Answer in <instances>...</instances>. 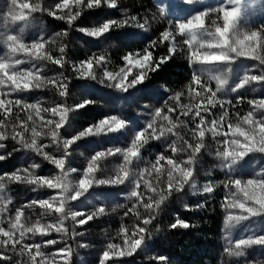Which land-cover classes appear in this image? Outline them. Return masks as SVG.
Returning a JSON list of instances; mask_svg holds the SVG:
<instances>
[{
    "label": "snow or ice",
    "instance_id": "6c2138e0",
    "mask_svg": "<svg viewBox=\"0 0 264 264\" xmlns=\"http://www.w3.org/2000/svg\"><path fill=\"white\" fill-rule=\"evenodd\" d=\"M228 2L235 6L196 11L186 22H178L174 26L170 24L168 30L162 32L160 36L162 41H171L172 46L168 49V56L153 61L152 52L148 49L154 46L157 41L151 40L142 51L124 54L121 59L125 66L121 67L118 72L114 73L105 68L103 77L99 80L100 83L125 93L130 89H137L138 85L148 79L149 72L158 71L162 64L172 58L179 47L175 41V34H179L188 37L182 43L187 45V58L190 64L220 67L223 71L210 77L215 81L214 90L194 73L188 87V95L190 100L196 101V103L181 104L180 99L184 95L182 92L169 97L176 101L174 106H167V101H165L167 112L164 108H156L152 113L151 120L142 130L135 131L126 147L96 151L82 172L75 167L66 168L71 147L85 137L120 132L126 127L125 121L116 116L100 119L98 123L92 124L78 134L65 138L61 136V129L69 124V114L84 109L92 101L83 100L74 106L62 102L51 107H42L40 102L30 103L21 98H5L16 92L42 90L51 86L60 98L65 99L69 95V84L71 83V78L65 76L63 72L49 77L36 67L19 68V65L32 61H49L63 68L64 64L68 62L64 59L66 44H62L58 48L59 57H53L46 49L45 45L48 41L43 37L28 44L18 35H6L3 43L7 48L5 54L7 58L0 59V112L4 115V119L0 120V149L6 148L3 141L11 138L19 145V148L14 147L12 152L26 150L37 157H42L43 161L58 170L52 176H37L28 168L18 169L7 179L10 182L32 185L34 186L33 191L43 188L56 190L55 195L33 200L28 207L38 206L41 210V217L58 216V219L55 222L47 223H42L40 219H37L35 223L28 225L22 222L24 211L17 209L14 219L8 220L9 229L5 230L0 227V248L15 253L17 244H20L19 254L27 255L29 264H61L55 256L49 257L41 250V243H23L28 234L46 237L52 232L61 233L60 241L48 239L43 241V244L55 245L65 242V247L59 249L62 264H72L73 250L66 243L69 238V229L65 225V221L70 219L74 222L71 238L82 236L84 233L77 232L75 226H83L94 218L106 215V209L98 207L85 214L82 211H73L68 208V202L78 201L81 197H85L94 186H119L125 185L127 182L131 185L127 198L134 202L132 208L128 209L124 216L131 213L135 217V222L131 231L123 223L121 224L118 234L124 237L123 247L116 243H108L99 257L98 264H107L114 257L132 256L138 250L148 247L147 241L152 237L149 226L156 220L161 206L175 193L182 192L186 185L195 188L194 164L197 155L202 150L212 154L206 143V134L216 141L217 147L214 155L221 162L220 166L229 171L242 162L244 165L250 166L252 160L250 154L264 155V98L248 100L251 109L243 116L236 113L237 119L232 122L226 108V105H232V101H225L219 97L228 84V73L232 70L231 65L241 57L258 61L256 67L260 68L261 74H244L232 91L235 92L253 84H264V28L241 31L239 28L242 15L241 0H228ZM117 6V0H61L53 6V10L44 8L39 2L29 3L25 0L21 3L19 0H10L5 21L8 17L13 22L27 21L32 13L46 11L48 16L65 21L71 28L73 22L81 16V10L116 8ZM72 8H75L76 11L73 12ZM210 13H215L216 18H210ZM206 21H210V27L206 26ZM147 24L148 22L145 21V23H137L135 26L146 29ZM120 26H122V22L109 19L98 26L80 27L77 30L88 37L100 38L113 28ZM22 31L23 29H21ZM67 35V30L56 33L57 37H67ZM52 43H55V40ZM20 55L27 59L16 58ZM107 62L106 55L92 54L78 63H73L72 70L81 79L97 80L94 66L103 67ZM133 69H137V71L133 72ZM192 85H196L200 91H195ZM5 88H7L6 92ZM240 99V97L237 98L238 101ZM13 105L18 109L28 110L24 120L20 119L18 113L16 114L18 124L11 120ZM201 105L204 107L201 108ZM217 106L222 109L218 118L206 120L205 116L201 114L204 112L212 115L210 108ZM177 108L181 115L185 117L191 115L190 121L173 120L169 114L176 111ZM42 114H50L51 118L46 119ZM196 117H199L198 122ZM225 122H227V131H224ZM189 124H193L194 127H189ZM181 126L186 129L189 138H185V135H180L176 131ZM9 127H11V137L7 131ZM221 136L223 140L217 139ZM43 137H50L51 144L39 143L38 141ZM170 137H175V139H170ZM150 140L163 143L166 146L165 152L157 154L154 162H145L141 157V149ZM52 146H55V151L60 153L59 155L46 150ZM12 152H7L6 155L0 154V161L11 156ZM168 152L171 155H167ZM108 156H119L122 158V162L115 167L113 175H109L105 179H96L95 174L99 170V162ZM140 164H143L144 167H139ZM39 167V163L34 162L31 165L32 169ZM70 173H80L79 179L74 182L69 178ZM141 185H143L144 191L140 190ZM223 187L226 189L225 208L238 210V214L229 212L226 216V227L232 229L242 221L264 218V174L248 179L228 176L223 182ZM4 189V177H0V192ZM213 191L214 184L212 181H208L203 186L202 192L211 194ZM2 198L0 196V199ZM205 206L206 203H201L196 207L203 208ZM4 207L3 204H0V212L4 210ZM189 227L188 222L178 217L175 222L169 225L170 229H187ZM157 231L160 229L157 228ZM16 233H18V238H14ZM9 244H11V249H8ZM253 245L264 247V235L240 239L233 249L227 251L230 256L239 258L243 257L245 250L250 249ZM0 259L7 260L10 257L0 254ZM149 259L155 261V264H168V258L163 255L149 257ZM245 264H250V262H245Z\"/></svg>",
    "mask_w": 264,
    "mask_h": 264
},
{
    "label": "rangeland",
    "instance_id": "374dc122",
    "mask_svg": "<svg viewBox=\"0 0 264 264\" xmlns=\"http://www.w3.org/2000/svg\"><path fill=\"white\" fill-rule=\"evenodd\" d=\"M133 1L138 2L133 9L127 7V4H125L127 0L124 3L117 0L118 6L116 8L103 7L95 10H81V16L73 22V26L70 28L65 21L56 20L48 16L46 11L32 13L27 21L13 22L10 17L5 21L10 0H0V59L7 58L5 56L7 48L3 43L6 35H18L28 44L43 37L48 41L45 47L53 57H59L58 48L62 44H66L67 49L64 59L68 62L64 64L63 68H60V66L52 64L49 61H32L19 65V68L30 69L36 67L45 76L49 77L63 72L65 76L71 78L69 95L65 99L60 98L56 90L51 86L42 90L35 89L26 92H16L5 98H21L30 103L40 102L42 107H51L62 102L69 106H74L83 100L92 101L84 109H79L69 114V124L65 125L64 129H61V136L65 138L78 134L92 124L98 123L100 119L116 116L125 121L126 127L120 132L102 134L96 137H85L77 141L70 149L71 154L67 159L66 168L75 167L82 172L87 166L88 160L96 151L126 147L135 131L142 130L151 120L152 113L156 108H164L165 112H167L165 101H167V106H174L176 104V101L169 99V97L182 92L184 95L180 99L181 104L196 103V101L190 100L188 95V87L192 82L194 73L199 75L202 82L214 90L215 81L211 80L210 77L223 71L220 67L190 64L187 58V45L182 43L188 37L175 34V41L179 47L172 55V58L162 64L165 67L161 66L158 71L149 72L148 79L143 84L138 85L137 89H130L129 92L125 93L115 88L107 87L104 83H100L99 80L103 77L105 68L114 73L118 72L121 67L125 66L121 59L124 54L142 51L151 40L157 41L154 46L148 49L152 52L153 61H158L161 57H165L166 55H160L156 58L157 54L164 51L168 52L172 44L170 40L162 41L160 39L162 32L157 35L160 28L163 27L164 32L168 30L170 24L174 26L178 22H186L196 11L235 6L230 4L228 0H150L151 5L147 0ZM19 2L23 3L25 0H19ZM27 2H39L44 8L54 10L53 6L61 2V0H27ZM240 7L242 8V15L239 21L241 31L264 28V0H241ZM72 11L75 12L76 9L72 8ZM149 18L154 19L152 24L154 29L152 31L148 24L146 29H140L135 26L137 23H145ZM210 18H216V14L210 13ZM109 19L122 22V26L113 28L104 37H88L77 30L80 27L98 26ZM206 26L210 27V21H206ZM21 29H23L22 32ZM65 30L68 31L67 37L56 36V33ZM53 40H55V43H52ZM92 54L106 55L108 62L103 67L94 66L97 80L81 79L73 72L72 64L78 63ZM16 58L27 59L22 55ZM118 58L121 60L119 65L117 64ZM114 59L116 61H113ZM257 64L258 61L241 57L231 65L232 70L228 73V84L224 91L219 94V97L225 101H232V105H226L229 111V119L232 122H235L237 119L236 113L243 116L251 109L248 100L264 98V84H253L243 89H238L235 92L232 91V88L236 87L244 74H261L260 68L256 67ZM163 67L168 69L167 73L175 72L174 75H179V79L176 80L175 84L172 83L174 81L173 78L170 80L156 79L157 74ZM136 71L137 69H133V72ZM169 76H172V73H169ZM149 77H151V80H149ZM192 87L195 91H200L196 85H192ZM4 91L6 92L7 88ZM238 97L241 98L239 101L237 100ZM203 107L204 105H201V108ZM27 111L18 109L13 105L12 122L18 124L16 119L17 113L21 120L26 119ZM221 111L222 109L217 106L216 108H210L212 115L204 112L201 114L205 116L206 120H211L218 118ZM42 115L46 119L51 118L50 114ZM169 115L173 120L179 119L188 122L191 119V115L188 117L181 115L179 108ZM2 119H4V115L0 112V120ZM196 121H199V117H196ZM37 123L39 124V120ZM189 127H194V125L189 124ZM7 131L9 137H11V127ZM176 131L180 135H185V138H189L183 126L179 127ZM224 131H227V122L224 124ZM28 135L30 136V133ZM170 139H175V137H170ZM217 139L223 140V137L221 136ZM38 142L51 144V139L50 137H43ZM3 143L6 145V148L0 149V154L6 155L7 152H12L14 147L19 148V145L11 138L3 141ZM206 143L209 145V150L212 154L202 150L197 155L194 164L195 188L186 185L182 192L175 193L161 206L159 215L153 221V224L149 226L152 237L147 241L148 247L138 250L132 256L114 257L107 264H155V261L149 259V257L160 255L168 258V264H191L188 262L187 255L184 256L186 254L184 253V249L185 245L187 248V245L193 243L195 240V233L192 230L198 222L195 217V213L198 210L196 206L201 203L210 204L212 202L216 203L221 209L222 218L218 233L215 235L213 233V238L210 241L207 253L208 258L206 257L205 264H245V262L264 264V247L262 246L253 245L250 249L245 250L243 257L239 258L228 254L227 250L233 249L240 239L264 235V218H253L249 221H242L232 229L226 227V216L229 212L238 214V210L225 208L226 189L223 187V182L228 176L248 179L264 174V155L259 153L250 154L252 156L250 166L244 165L242 162L240 165L235 166L232 171H229L227 168L220 166L221 162L214 155L217 147L216 141L207 134ZM165 147L160 141L150 140L141 149V157L145 162H154L157 154L165 152ZM46 150L53 152L55 155L60 154L55 151V146ZM166 154L171 155L170 152ZM34 162L39 163L40 167L32 169L31 165ZM121 162L122 158L119 156H108L102 159L99 162V170L95 174L96 179H105L109 175H113L115 167ZM161 163L163 164L164 162ZM139 167H144V165L140 164ZM24 168L33 171L37 176H52L58 171L53 165L43 161L42 157H37L22 149L12 152L11 156H7L5 160L0 161V177H4L5 183V189L0 192V196L3 197L0 199V204L5 206L4 210L0 212V221H2L0 227H3L5 230L9 229L8 220L10 218L14 219L17 209L24 211L22 222L28 225L35 223L37 219H40L42 223L55 222L58 219V216L41 217V210L38 206L28 207L33 200L55 195L56 190L43 188L33 191L32 188L34 186L32 185L8 181L7 177L9 175L18 169L22 170ZM79 175L80 173H70L69 178L75 182L79 179ZM208 181L213 182L214 191L211 194H204L202 189ZM130 189L131 185L127 182L125 185L119 186H94L85 197H81L78 201L68 202V208L73 211H82L85 214L94 211L98 207L106 209V215L94 218L83 226H75L77 232L84 233L82 236L71 238L74 222L70 219L65 221V225L69 229V238L66 240V243L73 250L72 264H98L99 257L102 251L106 249L108 243H116L123 247L124 237L118 234L121 224L123 223L131 231L132 225L135 222V217L131 213L128 216H124V213L132 208L134 202V200L127 198ZM140 190L144 191L143 185H141ZM177 217L188 222L190 227L187 229H170L169 225L175 222ZM158 227L160 231H157ZM61 236V233L56 232H52L46 237L28 234L23 243H41V250L49 257L55 256L57 261H60L62 264L59 249L65 247V242L55 245L43 244V241L48 239L60 241ZM14 238H18V233L15 234ZM177 243H179V248L175 246ZM180 245L183 247H180ZM20 247L21 245L17 244V251L15 253L0 248V254L10 257L7 260L0 259V264H29L27 255L19 254ZM8 249H11V244L8 245ZM33 252H35V249H33Z\"/></svg>",
    "mask_w": 264,
    "mask_h": 264
},
{
    "label": "trees",
    "instance_id": "16d2710c",
    "mask_svg": "<svg viewBox=\"0 0 264 264\" xmlns=\"http://www.w3.org/2000/svg\"><path fill=\"white\" fill-rule=\"evenodd\" d=\"M119 2H123L125 0H118ZM145 1V0H144ZM149 2V4L151 5L150 0H147ZM129 3H131V5H129ZM127 7L129 9H133L135 8V5L138 4L137 1H131V0H127ZM138 21H139V16L137 17ZM143 22V21H141ZM148 25L150 30L152 31L154 28L152 27V24L154 22L153 18H149V20H147ZM164 28H160L157 35H159L161 32H163ZM160 55H166L168 56V52H161L160 54H157L156 58H158ZM116 59V58H115ZM113 61H116V60ZM121 63L120 58L117 59V64L119 65ZM164 66L165 65H161ZM162 68L161 71L157 74L156 79H166V80H170L171 78L174 79V81L172 82L173 84L176 83V80L179 79V75H174L175 72H168V69L166 68ZM169 73H172V76H169ZM168 74V76H167ZM156 76V74H155ZM153 75V77H155ZM175 76V77H174ZM149 80H151V77H149ZM195 217L196 220H198L197 225L195 226V228L192 230L193 233H195V240L193 241V243L188 244L187 248L185 245V251L184 256L187 255L188 257V262L189 263H195V264H205V260L207 257V253H208V249L210 246V241L213 238V233L214 235L218 233L220 226H221V218H222V214H221V209L216 205V203L212 202L210 204H206L205 207L203 208H198V210L195 213ZM159 228V227H158ZM160 229V228H159ZM175 246H177L179 248V243L175 244ZM180 247H183L180 245ZM208 258V257H207Z\"/></svg>",
    "mask_w": 264,
    "mask_h": 264
}]
</instances>
